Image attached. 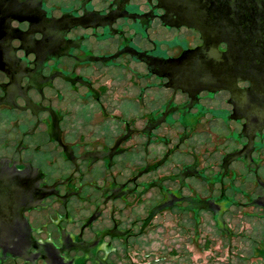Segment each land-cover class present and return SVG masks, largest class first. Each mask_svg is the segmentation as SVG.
<instances>
[{
    "label": "water",
    "instance_id": "water-1",
    "mask_svg": "<svg viewBox=\"0 0 264 264\" xmlns=\"http://www.w3.org/2000/svg\"><path fill=\"white\" fill-rule=\"evenodd\" d=\"M0 264H264V0H0Z\"/></svg>",
    "mask_w": 264,
    "mask_h": 264
}]
</instances>
